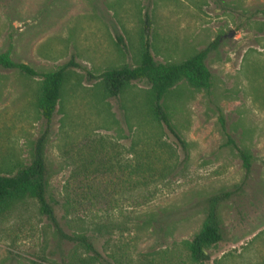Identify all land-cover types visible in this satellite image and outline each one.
Wrapping results in <instances>:
<instances>
[{"label": "rangeland", "instance_id": "374dc122", "mask_svg": "<svg viewBox=\"0 0 264 264\" xmlns=\"http://www.w3.org/2000/svg\"><path fill=\"white\" fill-rule=\"evenodd\" d=\"M146 39L162 63L218 41L206 58L210 90L182 82L172 92L171 121L187 153L164 126L141 118L144 83L131 82L118 98L103 91L102 73L135 66ZM0 53L39 74L74 63L50 123L36 107L40 78L0 68V175L29 167L46 132L57 220L69 236L98 235L95 264H199L189 242L205 222L206 200L226 193L217 218L227 241L201 264H264V0H0ZM153 129L151 163L176 169L135 192L130 170ZM225 134L251 155L248 172ZM105 163L112 168L88 179L99 194L76 207L75 192L87 184L79 169ZM89 257L59 241L35 204L0 216V264Z\"/></svg>", "mask_w": 264, "mask_h": 264}, {"label": "trees", "instance_id": "16d2710c", "mask_svg": "<svg viewBox=\"0 0 264 264\" xmlns=\"http://www.w3.org/2000/svg\"><path fill=\"white\" fill-rule=\"evenodd\" d=\"M145 18H147L145 16ZM218 41L211 43L208 48L200 50L186 60L180 62H157L152 54V46L146 39L141 43L140 58L135 66H122L106 70L101 75L103 91L110 98H118L124 93L131 82H142L148 88L147 101L144 102L141 118L150 120L152 123L165 127L168 133L176 140L182 151L187 153V143L180 137L172 124V109L170 101L172 92L177 85L184 82L189 88L208 92L211 88L212 75L206 66V58L210 48H214ZM74 63L59 67L49 73L39 74L26 64L14 63L8 56L0 53V68L3 70H16L18 73L29 78H40L39 87L36 93V107L41 117L50 123L57 112L62 100L64 87L67 83L68 67ZM219 124L224 131V119L219 116ZM145 138L144 151L137 153L136 164L131 168L130 175L134 176L132 188L135 192L145 190L152 180H161L165 174L175 171L176 168L161 166L154 167L151 163L152 154L156 153V131ZM227 144L231 145L248 172L250 169L251 155L244 149L236 147L235 142L225 134ZM47 140V133L44 132L36 141L31 155L29 167H23L15 173L0 175V216L12 212L20 205L32 203L36 205L38 213L45 217L54 230L59 241H67L76 244L90 255L88 260L80 259L78 264H95L101 258L96 248L98 235H73L69 236L62 230L57 220V208L59 202L49 192L48 168L44 155V148ZM136 156V155H135ZM112 168L108 163L97 164L91 167L80 168V175L86 180L78 195L76 207L91 204L92 198L99 194V187L88 179L100 170ZM69 189H65L66 198L69 199ZM73 190H71L72 192ZM229 198V194H222L206 200L207 215L201 229L192 237L189 242L190 257L195 263L208 262L211 259L207 252L217 244L225 240L224 233L219 225L217 211L222 202ZM136 205L141 204L138 199ZM71 206L70 201L65 200L62 208L68 212ZM264 223V222H263ZM262 224V223H261ZM260 225V224H259ZM253 229L252 233L254 232ZM100 233L98 230L96 231ZM94 233V232H93ZM251 233V234H252ZM96 241V242H95Z\"/></svg>", "mask_w": 264, "mask_h": 264}]
</instances>
